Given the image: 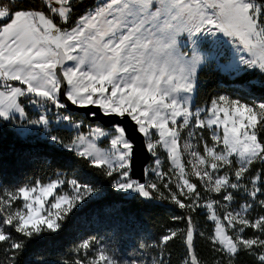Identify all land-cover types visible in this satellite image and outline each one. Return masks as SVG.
Here are the masks:
<instances>
[{
	"label": "snow or ice",
	"instance_id": "obj_1",
	"mask_svg": "<svg viewBox=\"0 0 264 264\" xmlns=\"http://www.w3.org/2000/svg\"><path fill=\"white\" fill-rule=\"evenodd\" d=\"M221 36L233 54L217 68L251 75L235 85L251 100L199 101L213 66L205 41ZM256 88L264 0H0V134L32 148L30 173L0 172V264H172L177 248L178 264H264ZM110 197L171 212L170 223L145 234ZM116 216L134 231L89 230ZM124 236L130 247L111 245Z\"/></svg>",
	"mask_w": 264,
	"mask_h": 264
},
{
	"label": "trees",
	"instance_id": "obj_2",
	"mask_svg": "<svg viewBox=\"0 0 264 264\" xmlns=\"http://www.w3.org/2000/svg\"><path fill=\"white\" fill-rule=\"evenodd\" d=\"M89 5L93 4V0H87ZM83 11V9H81ZM251 75L240 76L239 73H231L222 71L213 63L212 70L206 71L203 76V86L199 92V101L203 102L209 97L222 92H232V88L236 84L241 83L242 80L251 79ZM255 98L264 99V89H253ZM243 99L251 100V96L245 92ZM32 150L31 145L27 142L20 140L16 135L8 130H4L0 134V172L10 181H15L21 178L25 173L32 171L28 162L24 160L28 152ZM110 201L115 205L117 209H123L125 213H131L136 217V229L142 230L145 234L158 235L169 223L168 217L172 214L168 211L155 209L152 207H145L135 201L122 200L119 197H110ZM102 205H92L85 209L81 215L91 214L93 211H97ZM178 211V210H177ZM121 223L126 230L131 233L134 229L131 226L124 224L123 216L113 217L112 220H105L101 223H96L91 226L89 230L96 231L102 238L108 233V227L111 223ZM75 228L70 225L66 231L62 240L58 243H67L73 238ZM111 245L114 247H130L132 240L129 236H124L121 240H111ZM200 251L205 260L211 259L206 246L201 244ZM172 264H178L182 249L177 248L173 250Z\"/></svg>",
	"mask_w": 264,
	"mask_h": 264
},
{
	"label": "rangeland",
	"instance_id": "obj_3",
	"mask_svg": "<svg viewBox=\"0 0 264 264\" xmlns=\"http://www.w3.org/2000/svg\"><path fill=\"white\" fill-rule=\"evenodd\" d=\"M227 38L219 37V39L209 37L205 41L207 50L209 51L210 57L213 59V63L217 66H225L229 63L232 54H233V46L229 43H226L225 41ZM231 73H235L234 71H227ZM237 74V73H236ZM232 92H222L227 93L232 96H241L243 97L244 92L241 90H238L236 87H233ZM252 99V98H251ZM257 99V98H256Z\"/></svg>",
	"mask_w": 264,
	"mask_h": 264
}]
</instances>
